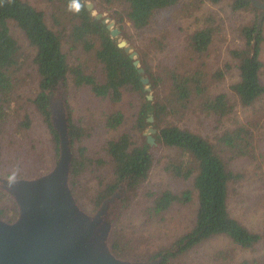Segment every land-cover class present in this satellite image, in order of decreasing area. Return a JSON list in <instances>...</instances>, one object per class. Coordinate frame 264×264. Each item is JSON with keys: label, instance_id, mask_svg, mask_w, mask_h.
<instances>
[{"label": "trees", "instance_id": "1", "mask_svg": "<svg viewBox=\"0 0 264 264\" xmlns=\"http://www.w3.org/2000/svg\"><path fill=\"white\" fill-rule=\"evenodd\" d=\"M45 1L50 8V24L43 10L25 0H0V130L7 132L28 128L30 124L27 114L20 117L14 114L20 107L16 109L13 97L23 81L21 76L25 69V76L36 77L38 83L31 103L43 116L57 140L50 122L49 107L54 92L65 90L69 79L74 88H86L95 99L106 100L114 105L122 100L124 92H131L140 100L131 129L142 134L148 128H153V144L148 143L147 137H143L139 144L134 143L131 132L121 133L104 141L106 161L92 160L91 157L86 160L84 148L79 145L77 153L72 155L69 170V184L76 202L81 199L77 188L80 170L91 163L100 166L107 163L110 176L100 180L102 187L92 196L86 213L97 211L104 201L124 190L122 188L136 193L149 178L155 164L153 152L158 145L172 151L165 171L174 178L190 182L191 187L178 193L162 190L157 194H148L152 201L145 209L147 216L161 217L173 205L189 204L194 197L197 206L191 229L169 247L154 251L147 257L148 261H154V264H176L173 260L216 237H224L241 249H252L260 244L263 236L250 230L230 213V186L241 175L227 167L225 153L246 154L251 137L248 128L236 125L231 130H221L215 144L174 121L177 116H183V111L196 110L204 119L219 124L232 113L234 98L242 107H249L264 95L260 80L263 68L259 59L261 37L259 31L255 34L257 10L250 2L229 0L233 12H256L254 23L242 29L245 45L242 49L230 52L237 60L238 71V80L230 85L232 99L224 93H213L210 89V79L221 80L227 70L215 71L208 78L207 72L203 70V62L190 66L192 60L206 53L213 42L215 31L209 20L186 34L184 50L187 53L190 51L193 56L188 58L190 64L185 61L182 68L169 60L153 66L139 49H136L139 51V57H136L139 64L136 67L133 65L136 59H131L123 48L117 46L127 24L136 32L144 31L157 15L174 8L181 0H91L93 8L90 11L86 9L85 0ZM222 1L207 0L212 5ZM94 11L96 14L109 12L121 32L118 37H111L106 25L95 18ZM10 23L20 29L33 49L28 65L11 35ZM64 46H68L69 52L76 53L73 65L68 61ZM88 60L91 65L87 64ZM29 67L32 72L28 71ZM139 68L143 70L142 73L138 72ZM224 68L227 69V66ZM143 78L147 79L146 85L142 83ZM147 86L154 92L165 86L166 93L164 96L154 94L152 99H148ZM123 122L124 115L119 110L103 113V126L107 131L116 130ZM83 136V127L69 120L70 145ZM0 197H5L1 191ZM16 216L14 204L0 206V219L3 221L11 223ZM124 248L126 246L123 247L120 241L115 240L111 244L113 254L127 260L129 256ZM230 260L229 252L219 251L208 255L199 264H228ZM238 264L257 262L241 260Z\"/></svg>", "mask_w": 264, "mask_h": 264}, {"label": "rangeland", "instance_id": "2", "mask_svg": "<svg viewBox=\"0 0 264 264\" xmlns=\"http://www.w3.org/2000/svg\"><path fill=\"white\" fill-rule=\"evenodd\" d=\"M25 1L43 10L50 24V8L45 0ZM85 2L93 6L91 0ZM229 3V0H224L212 5L207 0H181L174 8L157 15L144 31L136 32L127 24L119 41H125L131 51L136 53V57H139V51L136 50L139 49L153 66L169 60L182 68L185 61L188 62V58L193 56L190 51L187 53L184 50L186 34L202 26L206 20L211 21L215 31L212 44L201 57H195L198 59L192 60L191 64L188 63L193 66L203 62L205 64L203 70L207 72L208 78L215 71L227 70L221 80L210 79V89L213 93H224L233 99L230 85L238 80V71L237 60L230 52L242 49L245 45L242 29L254 23L256 12L251 10L233 12ZM101 14L109 18L114 23V28L118 29L108 11ZM9 27L11 35L20 47L21 56L25 57L28 65L33 49L14 23H10ZM259 34L261 37L259 59L263 63L260 80L264 86V18ZM63 50L68 52V61L73 65L76 62V53L69 52L68 46H64ZM182 58L184 59L181 60ZM87 64L91 65L90 60ZM28 71L32 72V69L29 67ZM25 72L26 69L21 76L23 81L13 97L16 109L20 107L14 114L18 117L27 114L30 124L28 128L12 129L7 132L0 130V191L5 194V197H0V206L14 204L17 216V204L2 190V180L32 179L44 175L54 168L60 154L58 140L45 123L43 116L31 103L38 88L37 79L33 76L26 77ZM165 93V86L156 92L149 89L147 98L152 99L154 94L164 96ZM60 99L65 100L68 119L84 129V136L70 146L72 155L80 145L84 148L86 160L92 158L106 161L107 156L103 150L106 139L131 132L134 143L139 144L143 137H151L154 133L149 131L153 128H148L142 134L131 129L134 115L140 105L139 98L131 92H124L122 100L114 105L106 100L95 99L86 88H74L69 79L65 90L54 92L50 105ZM231 104L232 113L219 124L204 119L196 110L183 111V116H177L174 121L181 127H187L207 137L212 143H215L216 137L224 130H231L236 125L248 128L251 137L246 154L225 153L227 167L241 175L240 179L230 186V213L250 230L259 232L263 240L252 249H241L224 237L212 238L185 256L173 260L176 264H199V261L208 255L219 251L231 254L228 264H238L241 260L264 264V95L249 107H242L235 98ZM113 110L123 113L124 122L116 130L107 131L103 126V113ZM153 154L155 164L147 182L136 193L126 191V187L122 188L124 190L120 193L116 192L108 199L106 216L103 218L104 223L109 222L113 225L111 244L116 240L120 241L123 247L126 246L124 249L129 256L127 260H147L154 251L169 247L177 238L188 232L194 223L197 206L195 197L189 204L173 205L161 217L147 216L145 209L152 201L148 194H157L162 190L178 193L191 187L190 182L174 178L165 171L164 167L172 157L171 150L156 145ZM109 176L110 168L107 163L102 166L92 163L83 166L78 176L77 187L81 197L77 203L81 209L86 211L90 208L92 196L102 187L100 180H106Z\"/></svg>", "mask_w": 264, "mask_h": 264}, {"label": "water", "instance_id": "3", "mask_svg": "<svg viewBox=\"0 0 264 264\" xmlns=\"http://www.w3.org/2000/svg\"><path fill=\"white\" fill-rule=\"evenodd\" d=\"M248 1L257 10V34L264 18V2ZM85 6L89 11L93 8L90 3ZM95 18L106 25L112 38L118 37L119 30L109 18L102 14H96ZM117 46L135 59L136 53L125 41H119ZM133 65L137 67L138 61L134 60ZM142 71L138 69L139 73ZM141 80L147 84L146 78ZM53 104L49 107L50 122L60 150L54 168L32 179L2 180L1 188L16 202L18 216L11 223L0 219V264H154L148 260L121 259L113 254L110 241L113 225L103 220L109 200L92 214L76 202L69 184L72 152L65 100ZM147 141L153 144L152 137Z\"/></svg>", "mask_w": 264, "mask_h": 264}, {"label": "flooded vegetation", "instance_id": "4", "mask_svg": "<svg viewBox=\"0 0 264 264\" xmlns=\"http://www.w3.org/2000/svg\"><path fill=\"white\" fill-rule=\"evenodd\" d=\"M54 185V184H53Z\"/></svg>", "mask_w": 264, "mask_h": 264}]
</instances>
